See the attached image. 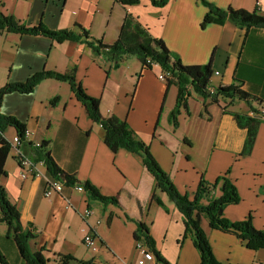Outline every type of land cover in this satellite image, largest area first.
<instances>
[{"label":"crops","instance_id":"crops-1","mask_svg":"<svg viewBox=\"0 0 264 264\" xmlns=\"http://www.w3.org/2000/svg\"><path fill=\"white\" fill-rule=\"evenodd\" d=\"M206 1L222 9L253 10L258 5L264 13V0ZM0 11L29 26L42 22L52 30L79 31L75 26L80 24L91 36L109 44L117 39L129 12L153 36L165 41L172 62L211 63V85L238 83L243 91L259 98L260 103L222 96L214 101L194 93L187 108L181 107L175 126L171 113L177 104V84L159 79L156 70H142L136 57L129 56L113 67L106 56L84 42L57 43L42 35L0 31V88L25 81L41 70L67 72L75 66L77 80L89 95L99 98L101 113L126 119L150 145L182 194L192 198L202 178L213 183L229 170L241 200L226 206L225 216L237 221L252 214L255 227L264 230V121L251 153L241 155L246 131L232 115L250 114L264 106V28L246 30L230 20L201 27L208 7L200 0H169L164 6L141 0L128 7L115 0H0ZM56 96L60 99L51 104ZM0 112L23 123L31 131L30 142L48 141L53 158L64 171L80 181H90L102 195L119 200L118 205H104L69 186L62 194L46 198L45 178H22L14 151V160L6 161L1 183L19 209L24 227H31L37 235L32 248H44L49 264H60L62 254L76 258L69 264H137V224L132 219L149 227L157 250L170 263L201 264L193 239L186 236L180 242L185 230L183 214L155 188V178L142 157L125 148L111 150L103 140V128L89 117L67 82L49 78L33 92L9 93ZM16 132L8 127L4 135L10 139ZM28 143L20 150L33 158ZM39 167L46 172L44 166ZM154 191L164 206L152 200ZM87 207L93 213L83 218ZM202 224L222 264H264V249L249 250L237 235L211 229L207 220ZM6 229L0 221L1 251L9 264H26ZM88 230L96 236L97 250L83 243Z\"/></svg>","mask_w":264,"mask_h":264},{"label":"trees","instance_id":"trees-1","mask_svg":"<svg viewBox=\"0 0 264 264\" xmlns=\"http://www.w3.org/2000/svg\"><path fill=\"white\" fill-rule=\"evenodd\" d=\"M115 1L125 7L141 2V0ZM200 1L208 7V12L201 23V27L211 23L224 24L230 20L238 27L246 30L252 27L264 28V13L261 12L258 5L253 10L233 7L222 9L206 0ZM151 2L156 6H164L169 0H151ZM75 27L79 31L67 28L52 30L42 22L29 26L14 15L4 14L0 11V31L6 30L10 33L22 35H42L57 43L64 41L84 42L96 52L106 56L113 67H119L126 58L134 56L141 63L142 70L152 69L153 65H159L162 70H171L175 79L170 80L169 83H176L178 86L177 104L171 113V120L175 126L178 125L177 117L180 114L181 107L187 108V100L194 93L203 98L210 97L214 101H218L219 97L222 96L232 100L236 98L247 103L252 101L261 102L256 96L243 91L238 83L228 86L219 85L216 93L211 95L208 88L213 75L212 64L184 65L180 60L172 62L170 51L165 41L153 36L149 29L129 12L125 14L117 39L110 44L104 42L103 39L94 38L89 30L80 24H76ZM49 78L69 84L71 91L85 107L89 117L103 128V140L111 150L116 151L119 148H125L142 157L145 168L155 178V188L165 193L183 214L185 230L180 242L191 233L194 245L200 253L201 264H222L215 256L208 235L202 227L203 219L208 221L211 229L231 232L237 235L251 249H264V230L255 227L252 214L237 221L230 220L225 216L226 206L237 204L241 200L236 184L228 176L229 170L219 176L213 183H209L202 178L192 198L188 194H182L175 186L169 173L162 168L152 153L150 145L139 138L127 120L121 119L116 115L104 116L101 113L99 98L89 95L77 80L75 66L67 72L41 70L28 77L25 81L7 83L0 88V109L7 94L12 92H33L41 81ZM59 99V96L54 97L51 100V104H55ZM252 110L258 111V108ZM232 115L237 124L246 131L241 155H248L253 149L259 125L264 121V118L241 112H232ZM8 127H14L21 137L26 129L25 125L15 116L0 112V221L6 225V236L13 239L20 256L26 264H49V259L42 252L44 248L39 250L32 248L31 241L37 235L31 227H24L19 209L10 200L6 188L1 183V177L6 174L5 164L12 149L10 141L4 135ZM28 144L31 146L34 160L44 161L48 173L63 181L67 187L80 184L83 185L85 193L90 200L99 201L104 205L119 204L116 196L102 195L90 181H80L74 175L64 171L53 158L48 147V141H41L40 146L37 147H34L32 143ZM151 198L159 205L164 206V202L156 191L153 192ZM132 220L137 224V228L134 231L135 241L143 239L153 250L157 260L163 262V264H172L157 250L149 227L140 220ZM59 258L60 264H69L70 260L76 259L71 254H62ZM0 264H9L1 249Z\"/></svg>","mask_w":264,"mask_h":264},{"label":"built area","instance_id":"built-area-1","mask_svg":"<svg viewBox=\"0 0 264 264\" xmlns=\"http://www.w3.org/2000/svg\"><path fill=\"white\" fill-rule=\"evenodd\" d=\"M215 74H219V72H215ZM158 77L159 79L164 81L166 80L170 81L175 79L171 70H162V72L159 73ZM208 89L211 95H214L217 91L216 90L217 88L211 84ZM250 114L252 116L264 118V106L259 107L258 111L252 110ZM30 138H31V131L26 128L24 135L22 137L16 132V134L12 138L7 139L10 141L12 149H14L16 152L17 155L16 159L18 160L21 167L20 176L22 178H29L31 176L36 178H40V177L45 178L46 186L44 190V196L46 198H52L56 194H62L64 189L67 187L65 183L59 179H56L55 177L51 176L48 173L44 161H35L34 158L30 157L29 155L25 154L20 150L23 144L30 142ZM32 144L34 147L40 146V142L32 143ZM39 165L45 167L46 169L45 173L40 170ZM69 187L75 189L78 192L85 193V189L83 185L75 184L74 186H69ZM69 206H71V204L68 201L67 207ZM92 213L93 211L89 207H87L85 210L82 211V216L83 218H87L91 216ZM99 222L100 221H98V223ZM83 243L92 250H97V239L92 230H88L85 233L83 237ZM135 244L137 250L139 251L137 264H163V262L157 260L153 250L150 248V246L147 244L146 241L140 239L135 241Z\"/></svg>","mask_w":264,"mask_h":264},{"label":"rangeland","instance_id":"rangeland-1","mask_svg":"<svg viewBox=\"0 0 264 264\" xmlns=\"http://www.w3.org/2000/svg\"><path fill=\"white\" fill-rule=\"evenodd\" d=\"M130 57H131V56H130ZM134 60H136V59H134ZM121 64H122V62H121ZM121 64H120V65H121ZM152 70H153L154 72H155V70H156L157 74H159V73L162 72L161 68H160V67H156V65H153ZM150 71H151V70H150ZM153 71H151L150 74H153ZM138 75H139V74H137V77H138ZM134 85H135V84H134ZM177 118H178V117H177ZM14 151H15L14 149L11 150V152H10V154H9V157H8V160H9V161H13V160H14V159H13V156H12V153L14 154ZM203 220H206V219H203ZM202 227H203V224H202ZM203 228H204V227H203ZM187 236H189V237L192 238L191 233H189ZM245 248H247V249H249V250H253V249L247 247L246 245H245Z\"/></svg>","mask_w":264,"mask_h":264}]
</instances>
